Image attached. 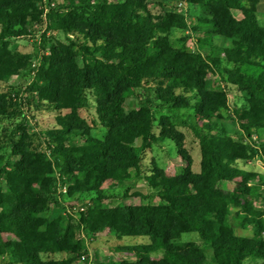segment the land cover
I'll return each instance as SVG.
<instances>
[{
	"label": "trees",
	"instance_id": "obj_1",
	"mask_svg": "<svg viewBox=\"0 0 264 264\" xmlns=\"http://www.w3.org/2000/svg\"><path fill=\"white\" fill-rule=\"evenodd\" d=\"M262 4L0 0V82L28 79L0 92V264H79L104 232L129 244L94 264H264V173L238 166H264V26L246 22ZM27 37L30 54L15 46ZM23 107L52 126L33 131ZM164 141L175 174L143 168Z\"/></svg>",
	"mask_w": 264,
	"mask_h": 264
},
{
	"label": "rangeland",
	"instance_id": "obj_2",
	"mask_svg": "<svg viewBox=\"0 0 264 264\" xmlns=\"http://www.w3.org/2000/svg\"><path fill=\"white\" fill-rule=\"evenodd\" d=\"M37 2H42L43 4H46L49 0H36ZM60 1L61 0H57ZM264 4H262L263 6ZM182 11L190 13L192 16L198 15L201 16L199 12L196 10H193L192 8H188L187 5L183 4V6L180 7ZM246 22L251 24H257L264 26V11L258 12L255 14H248V18L246 19ZM38 28L40 27V24H36ZM176 34H180V32H176ZM36 43H38V39L34 37H27L20 39L15 42V46L18 49V51L22 53H33L36 47ZM218 44L219 49L215 51V56L218 58L219 63L223 64L221 60V48L222 46H225V43L221 41L216 42ZM188 50H192V46L190 43L187 44ZM211 80V78H209ZM28 83V79L24 78L23 76L19 75L16 77H13L7 82H0V92L5 91H12V92H20L19 94L22 95V92L24 90V87ZM229 92V104L230 106L237 105L240 106L244 104V99L242 95L233 87H230ZM23 111L25 112V116L27 119H29L33 125L37 124L35 130L33 131H46L48 130L52 124L54 119L53 113H46L42 111H36L32 107H23ZM83 115L86 116L85 113ZM4 127L3 124H0V136L2 128ZM237 129L232 128L230 134L232 136H236L235 131ZM139 144V142L137 143ZM192 155L194 158V165L193 170L198 171V160L199 156L197 155V149L196 146L193 144L192 146ZM152 161L155 162V164L161 168L164 169L168 174H175L179 172L180 170H183L184 165L179 160L176 154V150L174 145L170 141H164L163 143L155 144L152 146L150 151H147L143 155V168L147 169L149 165L152 163ZM238 166L242 169L249 170V171H255L259 173H264V166L263 164L255 158L252 161L249 162H238ZM142 182H138V186H142ZM118 192V191H117ZM116 192L114 191H108V203L111 206H118L122 205V202L118 197H116ZM261 194L264 197V185H262L261 188ZM129 203L136 204L138 201H130ZM259 206L264 208V202L260 203ZM62 211L59 208H56L52 212V216L55 217ZM236 234L239 236H250V231H242L240 229H236ZM192 239H194L192 237ZM195 240V239H194ZM129 244L128 240H122L118 241L116 238L111 236L109 232L102 233L98 239L93 241L89 247H88V255L86 256V261H82L79 264H94V262H106L108 260L117 262L119 259L121 260L122 257H124V254H120L116 251L118 247L124 246ZM161 253L158 255V257H161ZM168 256V255H167ZM167 256L164 257L167 259ZM132 261V259L128 258V262Z\"/></svg>",
	"mask_w": 264,
	"mask_h": 264
},
{
	"label": "built area",
	"instance_id": "obj_3",
	"mask_svg": "<svg viewBox=\"0 0 264 264\" xmlns=\"http://www.w3.org/2000/svg\"><path fill=\"white\" fill-rule=\"evenodd\" d=\"M51 6H55V2H52L51 3ZM183 6V4H180L179 7ZM255 140V137L253 138ZM262 185H264V182L262 183ZM61 192L64 194L66 192V188L65 187H62L61 188ZM82 261H86V257H82L81 258Z\"/></svg>",
	"mask_w": 264,
	"mask_h": 264
},
{
	"label": "crops",
	"instance_id": "obj_4",
	"mask_svg": "<svg viewBox=\"0 0 264 264\" xmlns=\"http://www.w3.org/2000/svg\"><path fill=\"white\" fill-rule=\"evenodd\" d=\"M259 173V172H258ZM260 208H262L261 206H260Z\"/></svg>",
	"mask_w": 264,
	"mask_h": 264
}]
</instances>
